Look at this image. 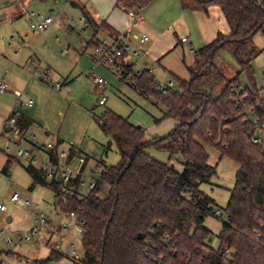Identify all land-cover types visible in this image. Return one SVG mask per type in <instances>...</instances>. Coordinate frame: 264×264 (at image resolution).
Listing matches in <instances>:
<instances>
[{
	"label": "trees",
	"instance_id": "16d2710c",
	"mask_svg": "<svg viewBox=\"0 0 264 264\" xmlns=\"http://www.w3.org/2000/svg\"><path fill=\"white\" fill-rule=\"evenodd\" d=\"M152 1L116 0L115 5L142 8V12ZM178 1L183 8L201 11L218 4L230 31H218L199 48L195 61L188 66L191 76H178L177 88L168 86L163 92L149 69L134 72L133 63L124 60V43H119L124 49L121 80L147 98L153 96L164 108V117L176 119L175 126L162 136L146 138L143 127L112 109L95 114V120L116 144L120 160L103 165L96 186L85 194L79 192L78 177L67 184L47 181L44 168L25 166L31 187L49 185L62 212L81 213L83 255L73 264H221L224 260L227 264H264V148L252 140L256 128L245 107L238 108V98L245 94L244 104L264 118V98L252 69V61L262 51L254 36H264V0ZM82 11L94 37L107 30L117 39L119 33L109 24L97 22L84 8ZM89 43L99 42L93 38ZM222 49L236 59L240 68L236 74L229 75L218 59ZM242 73L253 85L236 94L231 87L241 85ZM9 116L16 117L22 134L27 133L30 118L17 111ZM58 143L61 141L50 151L54 159ZM206 144L217 147L221 156L228 155L239 165L224 207L225 219L220 217L217 248L208 246L210 230L205 226L206 216L216 215V201L201 184L211 182L217 174V166L209 162ZM149 146L171 156L178 153L183 169L151 156L146 151ZM68 150L70 157L79 154L75 146ZM13 158L9 155L7 163ZM3 171H8L7 164ZM226 247L231 249L230 255L224 253ZM66 256L52 248L38 263L59 262Z\"/></svg>",
	"mask_w": 264,
	"mask_h": 264
},
{
	"label": "rangeland",
	"instance_id": "374dc122",
	"mask_svg": "<svg viewBox=\"0 0 264 264\" xmlns=\"http://www.w3.org/2000/svg\"><path fill=\"white\" fill-rule=\"evenodd\" d=\"M73 1L90 5L89 0H0V82L11 79L16 84L15 88L24 90L19 99L13 95L12 88L9 92L0 93V130L13 110H33L35 123L28 135L36 133L37 141L47 136L55 143L61 141L58 149L68 150L70 146H75L80 154L88 158L91 168L96 162L103 167L118 163L120 153L111 137L95 120V114L112 109L143 127L146 138L166 134L177 121L164 117V108L156 104L153 96L147 98L140 94L128 81L121 80L110 66L91 58L90 55L100 52L93 47H85L95 37L92 29L84 30L80 6L74 5ZM30 12L43 16L50 14L53 21L40 34H35L29 23ZM128 17L133 21L130 20L128 26L124 60L133 63L134 72L149 69L157 84L168 83L171 79L174 88L178 87V76L183 79L191 76L188 66L195 61L199 48L211 41L218 31H230L221 8L215 3L210 4L207 11H201L183 8L178 0H153L139 16ZM141 33L149 36L145 43L138 38ZM189 34L196 53H190L188 45L180 41L183 35ZM102 35L99 37H105L109 42L114 39ZM208 37L210 40H207ZM27 38H32L30 46L40 45L41 55L28 57L26 46L16 48ZM45 40L50 44L48 47L43 44ZM254 41L262 51L252 61L253 78L258 87H263L264 36L257 33ZM76 56L82 57L84 62L78 64ZM217 57L224 63L229 75L239 71L230 51L222 49ZM30 58L32 64L29 63ZM34 71L37 73L33 74ZM94 75L106 80L103 89L94 82ZM50 78L63 83V86L56 88L49 82ZM239 78L243 87L253 85L247 74L242 73ZM102 96L105 97L104 104L99 103ZM29 98L33 100L31 106L22 103ZM4 144L0 138V148ZM206 147L210 153L209 162L217 166V174L211 182L202 183L201 188L215 199L214 211L220 209L221 214L206 216L205 226L210 230L208 246L217 248L222 225L220 217L225 219L224 207L239 165L228 155L221 156L217 147L207 144ZM146 151L160 161L183 169V160L178 153L171 156L154 146H149ZM15 152L12 145L7 152L0 151V201L7 206L6 211H0V264H37L48 256L56 241H61L63 245L69 242L75 244V256L67 255L60 260L64 264H73L75 258L83 255L81 232L73 226L74 218L67 214L70 211L60 210L55 203V191L49 185L31 187V176L25 169L28 163L16 157ZM9 154L14 158L7 163ZM75 163L74 160L72 167ZM5 164L7 172L3 171ZM44 172L46 174V169ZM78 188L80 194L89 190L87 184ZM13 191H18L31 204L27 206L11 200ZM59 203L61 206L62 201ZM35 209L45 213L50 222L46 227L40 226L39 233L26 240L25 236L36 224L32 215ZM9 216L12 218L10 222ZM63 222L69 223L67 231L54 232L52 228L62 226ZM8 239L11 241L8 242Z\"/></svg>",
	"mask_w": 264,
	"mask_h": 264
},
{
	"label": "built area",
	"instance_id": "2783aa9c",
	"mask_svg": "<svg viewBox=\"0 0 264 264\" xmlns=\"http://www.w3.org/2000/svg\"><path fill=\"white\" fill-rule=\"evenodd\" d=\"M141 10L142 8H139L138 10L128 8L127 12L129 16L135 17L140 15ZM29 19L31 31L36 34L42 32L45 28H47L51 24L53 17L52 15L43 16L40 13H31ZM82 20L85 21V18L82 17ZM85 24H87V22H85ZM138 38L141 43H145L149 40V36L146 33H141ZM180 41L181 43L188 45V51L190 53H196V49L193 45V39L190 34L183 35L180 38ZM23 42H25V40ZM122 42L124 43L123 48L126 49V35L120 33L118 34L117 39H112L111 42H109L106 38H102L101 41L95 46V50L99 51L100 53L98 54L95 52L91 55L94 61L110 66L112 70L115 71L120 77L123 76V67L121 60L124 49L119 46V43ZM29 63H33V60L31 58L29 59ZM35 73H37V71L33 72V74ZM49 82L59 89L63 86V83L56 81L53 78H50ZM94 82L100 89H103L106 85V80L101 76L94 75ZM171 85V79L168 83L162 82L157 84L158 88L163 92H165L166 88ZM260 88L261 96L264 98V86ZM231 89L234 90L236 94H238L240 90H243V86L234 85L231 87ZM10 90L11 87L8 82H0V93H6ZM12 93L15 97L19 99L22 96L23 92L18 89H13ZM244 95L239 96L238 98V108L245 107L244 112L256 128L252 140L254 143L261 144L264 148V118H262L261 115L255 112L254 107L246 106L244 104ZM22 103L31 106L33 100L29 98L27 101ZM99 103H105L104 96L99 99ZM36 137L37 134L34 133H30L29 135L28 133L22 134L21 129L16 123V117L9 116L8 118H6L3 128L0 130V138H2L5 142L3 148H0V151L2 150L7 152L10 149L11 145L14 146L16 149V157L23 158L28 164L40 166L44 168V170L46 169L45 175L47 178H49V180H56L57 178H60L61 183L67 184L72 179L78 177L79 187L83 184H87L90 190L96 186L98 179H100L101 177V171L103 168L99 162H96L95 167L91 168V165L89 166L88 163L89 160L85 155L79 153L70 157V152L67 149H58L54 159L53 156L50 154V151H53L56 148V143L52 140V138L50 136H47L44 140L37 141ZM74 160L76 161V163L75 166L72 167V162ZM11 200L20 201L21 204L27 206L31 204L30 200L27 198H23L18 191L12 192ZM6 210V204L0 201V211ZM214 213L219 216L221 214V210L217 209L216 211H214ZM67 214L74 218L75 221L73 226L77 228L82 234L84 220L82 219L81 213L78 211H70ZM32 215L36 224L30 229V234H27L25 236L26 240H30L32 236L37 235L39 233L40 226L46 227L47 225H49L50 222L45 213L39 212L37 209L32 210ZM68 227L69 223L63 222L62 226L59 225L58 228L52 229L54 232L61 233L62 230L67 231ZM10 241L11 239H8V242ZM53 248L59 251H64V253L67 255L75 256V254L77 253V249L75 248V244L73 242H69L66 245H63L61 241H56L54 242ZM224 253L230 255L231 249L229 247H226L224 249ZM221 264L227 263L224 260Z\"/></svg>",
	"mask_w": 264,
	"mask_h": 264
},
{
	"label": "crops",
	"instance_id": "0c3cea01",
	"mask_svg": "<svg viewBox=\"0 0 264 264\" xmlns=\"http://www.w3.org/2000/svg\"><path fill=\"white\" fill-rule=\"evenodd\" d=\"M115 3H116V0H89V4L90 5H87L86 3H82V2L81 3H78L77 1L76 2L73 1V4L74 5L80 6L81 21L84 24V30H86L87 28H90V27H89V24H88V22H87L86 19H85V21L82 20V17H84V14H83V11H82L83 8L86 11H88L91 14V16L97 22L100 23V22L105 21L107 24H109L113 28L114 31H116V32H118L120 34L127 35L128 31H129L128 30V26L131 24L130 23V20L131 21H133V20L131 18L129 19L128 12H127V9L126 8H124L123 6H116ZM31 13H34V12H30L29 13V16H30ZM85 22H87V24H85ZM29 23H30V19H29ZM40 33L41 32L36 33V34H40ZM100 34H103L105 36H110L111 37L110 33L107 30H100L97 33V35L95 36V38H94V40L96 41V43H98V42L101 41L100 40L101 38L99 37ZM135 35L137 36V34H135ZM103 38H105V37H103ZM209 38L210 37H208L207 40H210ZM30 41H32V38L30 40L27 38L25 40V42H23V44L17 46L16 48L18 49L22 45L23 46H26V48L29 49V56L28 57L32 56V54H35V55L36 54L37 55L40 54L41 55L40 45L38 47H32V46H30ZM89 42L90 41L87 42V44H86L85 47H93V48H95V46L97 45V44H93V43H89ZM43 44H44L45 47H48L50 45L49 42H47V40H45ZM75 60H76V62L78 64H79L80 61H83L84 62V60H82V57H80V56H76L75 57ZM8 83L10 84V87L12 89L21 90V89H19L17 87L15 88L16 84L11 79H9V82ZM21 91L24 93V90H21ZM17 112L26 115L28 118H30L32 120V124L30 125V127L27 130V133H28L29 131L32 130L31 128H32V126L35 123L33 110H27L26 108H20L19 110H17ZM34 134H36V133H34ZM37 264H39V263H37Z\"/></svg>",
	"mask_w": 264,
	"mask_h": 264
},
{
	"label": "water",
	"instance_id": "95a60500",
	"mask_svg": "<svg viewBox=\"0 0 264 264\" xmlns=\"http://www.w3.org/2000/svg\"><path fill=\"white\" fill-rule=\"evenodd\" d=\"M139 127H140V125H138ZM56 181L58 182V183H61V180H60V178H57L56 179ZM57 197L55 198V201H57ZM11 221V217L9 216L8 217V222H10ZM139 237H142L143 236V234H139L138 235ZM50 264H64V263H61V262H51Z\"/></svg>",
	"mask_w": 264,
	"mask_h": 264
}]
</instances>
